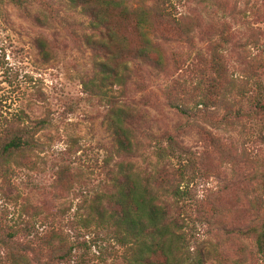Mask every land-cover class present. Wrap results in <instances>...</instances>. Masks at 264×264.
Listing matches in <instances>:
<instances>
[{"label":"rangeland","instance_id":"1","mask_svg":"<svg viewBox=\"0 0 264 264\" xmlns=\"http://www.w3.org/2000/svg\"><path fill=\"white\" fill-rule=\"evenodd\" d=\"M172 4L174 16L197 18L201 31L193 37V45L161 27L166 38L158 40L163 67L128 62L124 83L104 85L96 74L101 53L91 45L89 20L81 6H72L70 0H21L18 5L0 0V147L9 131L30 127L38 118L52 123L35 135L45 149L31 154L32 163H27L30 157L18 155L9 163L12 176H3L0 169V238L12 228L21 229L25 198L41 207L34 218L38 237L52 231L74 235V229L82 236L92 231L104 236L94 224L85 229L81 219L89 213L83 203L87 193L106 189L104 162L113 167L117 161L111 153L113 134L107 119L112 105L108 98L114 97L118 106L130 112L132 127L144 146L140 153L145 151V156L130 162L135 175L152 172L156 162L150 151L168 136L200 153L202 172L191 199L167 201V205L185 239L193 243L197 237L199 243L205 242L204 250L211 251L204 263L264 264L256 253L254 232L264 222L260 201L264 0H172ZM221 30L225 42L217 36ZM126 35L129 53L137 42L129 30ZM212 41L218 43L225 67L222 86L232 83L234 87L230 101L221 102L213 95L210 103L216 107L209 105L205 116L194 110L183 116L172 105L183 103L193 109L205 93L198 90L194 69L199 55L210 54ZM41 43L47 54L41 51ZM94 82L108 98L85 90V84ZM226 111L230 118L237 115L233 124L223 122ZM216 140L218 147L212 143ZM19 241L16 238L14 247L0 245V264L20 263ZM107 242L102 241L106 251L100 259L96 256L85 264H130L126 248L111 241L107 246ZM48 248L42 246L44 252ZM92 253L98 255L97 249ZM70 264L79 263L74 259Z\"/></svg>","mask_w":264,"mask_h":264},{"label":"trees","instance_id":"2","mask_svg":"<svg viewBox=\"0 0 264 264\" xmlns=\"http://www.w3.org/2000/svg\"><path fill=\"white\" fill-rule=\"evenodd\" d=\"M20 1L13 0L17 5ZM145 1L70 0L72 6H81L84 9L89 20L91 45L101 53V61L96 65L97 81L104 85L124 83L128 62H144L153 68L163 67V51L158 40L166 38L161 27L192 45L193 37L201 31L199 24L195 22L197 18L192 19L186 15L176 17L172 14V0H149L148 4ZM126 29L137 42L136 48L129 53L125 51L130 44ZM217 36L221 41H226L224 30L219 31ZM211 40L213 39L210 37ZM210 45V54L207 57L199 55V64L194 69L199 75L198 90L205 93L195 101L193 109L183 103L172 105L183 116H188L192 110L205 116L209 105L216 107L210 103L213 95L219 97V100L221 98V102L230 101L233 84L222 86L225 73L222 55L216 41H212ZM40 48L47 54L44 43L40 44ZM84 86L87 92L108 98L107 93L102 92L95 82ZM108 99L112 104L107 114L108 127L113 134L111 153L117 156V161L113 167L109 166L108 161L104 162L102 169L106 177V189L103 193H87L83 203L87 205L89 213L81 219L85 229L91 230V225L94 224L95 230L102 229L104 236H99L97 231L90 232L89 236H82L78 234V229H74V235L52 231L38 237L34 218L41 207L27 203L25 198L21 204V229H10L0 238V245L8 246L12 243L14 247V241L19 238V264H70L74 259L79 264H85L93 257L100 259L106 251L101 246L102 241H108L107 246L111 241L126 248L130 264H180L181 261L205 264V256L211 251L206 252L205 242L199 243L197 237L193 238V243L185 239V231L170 216L167 205V201L179 203L191 199L202 172L198 168L200 153L188 150L176 139L168 136L162 143H155L150 151L156 162L152 172L146 174L141 171L139 175H135L130 162L138 158L137 156H145V151L140 153L143 143L139 141L132 127L130 112L118 106L120 102L114 97ZM262 108L264 109V104ZM224 117V123L233 124L237 115L230 118L226 111ZM51 125L49 118H38L30 127L24 125L21 129L7 133L8 138L0 147V169L2 168L3 176H12L9 163L13 157L28 156L30 160L27 163L30 164L33 152L44 151V143L35 138V135ZM212 143L214 147L220 146L217 140ZM260 201L264 203V177ZM254 232L257 234L256 253L260 256V262H264V222ZM157 239L159 242L156 243ZM42 246L49 248L44 252ZM93 248L97 249L98 255L92 253ZM180 253L185 254L186 258L183 259Z\"/></svg>","mask_w":264,"mask_h":264}]
</instances>
